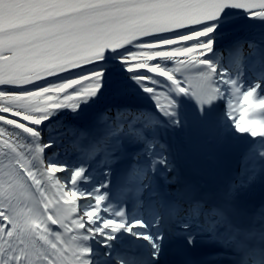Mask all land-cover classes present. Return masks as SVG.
<instances>
[{
	"label": "snow or ice",
	"instance_id": "snow-or-ice-1",
	"mask_svg": "<svg viewBox=\"0 0 264 264\" xmlns=\"http://www.w3.org/2000/svg\"><path fill=\"white\" fill-rule=\"evenodd\" d=\"M0 264H264V0H0Z\"/></svg>",
	"mask_w": 264,
	"mask_h": 264
},
{
	"label": "bare ground",
	"instance_id": "bare-ground-1",
	"mask_svg": "<svg viewBox=\"0 0 264 264\" xmlns=\"http://www.w3.org/2000/svg\"><path fill=\"white\" fill-rule=\"evenodd\" d=\"M223 53V52H222ZM221 53V54H222ZM237 54L236 53H233L231 56H230V58H233V57H235ZM257 150L259 151L260 149H259V140H258V142H257ZM193 170L195 171L196 169L193 167Z\"/></svg>",
	"mask_w": 264,
	"mask_h": 264
},
{
	"label": "rangeland",
	"instance_id": "rangeland-1",
	"mask_svg": "<svg viewBox=\"0 0 264 264\" xmlns=\"http://www.w3.org/2000/svg\"><path fill=\"white\" fill-rule=\"evenodd\" d=\"M244 61H245V63L247 62V60L246 59H244ZM247 64V63H246Z\"/></svg>",
	"mask_w": 264,
	"mask_h": 264
}]
</instances>
